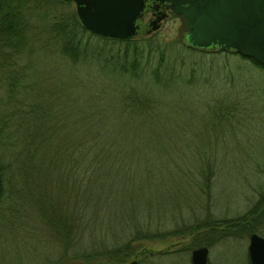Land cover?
<instances>
[{"label":"trees","instance_id":"16d2710c","mask_svg":"<svg viewBox=\"0 0 264 264\" xmlns=\"http://www.w3.org/2000/svg\"><path fill=\"white\" fill-rule=\"evenodd\" d=\"M69 2L0 0L1 46L11 51L20 43H13V38H23L20 15L40 5L50 10L43 15L51 18L45 27L58 41L57 54L70 64L93 63L109 83L116 82H102L72 104L51 82L42 80L45 94L36 92L34 84L26 90L21 84L28 77L24 65H5L11 95L9 103L0 106V248L10 251H0V264L122 263L133 254V242L146 238L147 232L140 229L149 228L147 220L160 214L157 209L164 212L163 222L177 211L180 216L173 218L186 225L187 233L204 223L213 230L220 228V219L205 221L212 218L206 202L214 170L213 140L211 149L205 150L207 141L201 145L182 137L187 152L175 154L178 145L168 132V113L178 112L180 106L163 99L173 84L188 76L182 80L174 68L163 70L165 61L161 55L155 61L148 38H100L107 42L100 45L78 38V32L98 34L82 26L74 8L66 7L54 16ZM176 16L184 32V19ZM249 60L264 70L262 64ZM162 106L165 113L158 114L156 109ZM206 114L209 129L215 131L236 112L213 102ZM167 178L169 184L163 182ZM259 200L264 207V191ZM256 205L250 213L224 220L230 233L238 227L235 233L242 235L254 231L246 217ZM27 235L38 236L39 241L29 248L24 241Z\"/></svg>","mask_w":264,"mask_h":264},{"label":"rangeland","instance_id":"374dc122","mask_svg":"<svg viewBox=\"0 0 264 264\" xmlns=\"http://www.w3.org/2000/svg\"><path fill=\"white\" fill-rule=\"evenodd\" d=\"M66 7L73 8V2L64 5L54 16L65 12ZM32 8L30 11L23 10L20 15L24 21L23 38H13V43L18 40L20 43L11 51L10 47L1 46L0 43V106L9 103L7 98L11 95L6 85L9 71L5 65L9 62L24 65L22 70H28L27 82L21 79V84L27 86L26 90L29 91L34 84L36 92L45 94L42 80L51 82L58 85V92L66 93L72 104L78 96L89 94L102 82L116 84L109 83L110 79L98 72L93 63L70 64L61 58L57 54L58 41L48 34L45 27L51 18L43 13L50 10L42 9L40 5ZM56 9H59L58 6ZM155 14L147 11L143 20L151 19ZM182 26L181 18L166 10V15L158 20L156 28L127 38H148L149 44L152 43L154 47L152 55L155 61L160 59V55L165 61L163 70L174 68L177 71L175 74L181 76L182 80L183 76H188L179 84H173L163 99L173 106L175 103L180 106L179 113H168V132L174 144L178 145L174 149L175 154L187 152L186 146L180 142L182 137L201 145L207 141L203 145L205 150L211 149L210 142L213 140L215 156L210 198H203L212 209V218H205V221L211 220L209 222L213 223L220 219L221 227L213 230L204 223L196 226L198 230L187 233L184 229L186 225L173 218V215H179L177 211L171 214L169 221L172 222H163L161 214L164 212L157 209L160 214L156 216L159 218L155 216L147 220L149 228L143 229L142 226L140 229V232H147L146 238L136 239L133 254L119 264H190V252L199 246L206 247L209 264H247L248 235H242L239 231L235 233L239 227L230 233L232 229L224 225V220L250 213L257 204L256 211L246 218L252 223L253 230L264 237V207L258 201L259 193L264 191V70L249 60L251 57L240 55L232 49L207 47L200 51L188 48ZM77 37L88 38L95 45L107 43L100 38H108L80 32ZM186 69L193 73L188 74ZM78 82H83L85 87ZM213 102H217L221 109L222 105L233 107L237 114L216 125L215 131L209 129L210 118L206 114V107ZM167 107L169 112L173 110L170 105ZM156 111L158 114L165 113L164 106ZM184 122L187 123L186 127ZM163 182L169 184L171 180L167 178ZM200 202L202 204L203 200ZM204 209L200 205L202 214H205ZM223 227L225 229H221ZM34 240L39 241V237L27 235L24 239L29 248L33 247L31 242ZM5 250L10 251V248H0V251ZM69 264L79 262L74 260Z\"/></svg>","mask_w":264,"mask_h":264},{"label":"water","instance_id":"95a60500","mask_svg":"<svg viewBox=\"0 0 264 264\" xmlns=\"http://www.w3.org/2000/svg\"><path fill=\"white\" fill-rule=\"evenodd\" d=\"M78 20L104 36L126 38L156 28L166 10L182 15L185 41L195 47L232 49L264 66V0H71ZM146 11L155 16L142 21ZM206 247L191 250V264H209ZM250 264H264V237L248 234ZM133 263V262H132Z\"/></svg>","mask_w":264,"mask_h":264},{"label":"flooded vegetation","instance_id":"af4514ba","mask_svg":"<svg viewBox=\"0 0 264 264\" xmlns=\"http://www.w3.org/2000/svg\"><path fill=\"white\" fill-rule=\"evenodd\" d=\"M147 12V11H146ZM148 12H150V11H148ZM152 12V11H151ZM148 18H145L143 21L145 22L146 20H147Z\"/></svg>","mask_w":264,"mask_h":264}]
</instances>
